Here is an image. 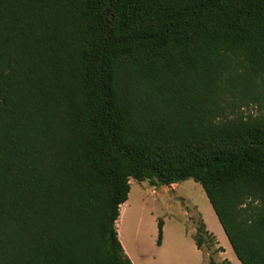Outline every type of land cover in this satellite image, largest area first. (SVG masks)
<instances>
[{"label":"trees","instance_id":"obj_1","mask_svg":"<svg viewBox=\"0 0 264 264\" xmlns=\"http://www.w3.org/2000/svg\"><path fill=\"white\" fill-rule=\"evenodd\" d=\"M190 178L264 264V0H0V264H134L132 179Z\"/></svg>","mask_w":264,"mask_h":264},{"label":"rangeland","instance_id":"obj_2","mask_svg":"<svg viewBox=\"0 0 264 264\" xmlns=\"http://www.w3.org/2000/svg\"><path fill=\"white\" fill-rule=\"evenodd\" d=\"M131 182L129 199L121 208L123 214L129 210L125 219L129 229L126 238L147 264H228V261L243 264L201 183L192 178L158 186L149 180L132 179ZM160 219L163 220V230L165 225L167 238L163 249L158 244ZM203 224L211 233L200 229ZM213 233L222 241H218ZM198 234L204 237L200 251L195 239Z\"/></svg>","mask_w":264,"mask_h":264},{"label":"crops","instance_id":"obj_3","mask_svg":"<svg viewBox=\"0 0 264 264\" xmlns=\"http://www.w3.org/2000/svg\"><path fill=\"white\" fill-rule=\"evenodd\" d=\"M123 205H124V203L121 205V208L123 207ZM128 213H129L128 209L126 210L125 214L122 213V209H121V214L119 216V219L117 220V228H118L120 240H121V242L125 248V251L130 256V258L132 259L134 264H147L144 261L143 257L141 256V253L139 251H137L136 249H134L130 245V239L126 238V234H128L129 229H128V227H126L125 219L128 217ZM139 221L140 222L142 221V217H140ZM120 226L122 227V230H121ZM137 232H139L138 229H137ZM208 232L211 233L210 231H208ZM213 235L217 237L218 241H222L218 235H215L214 233H213ZM186 236L188 237V234H186ZM166 239H167L166 238V229H165V225H164V235H163L162 243L159 244L160 249H163L165 242H166ZM221 244L223 245L224 248H226V250H228V247H226L227 245L223 244V242ZM197 250L200 251L201 249L197 246Z\"/></svg>","mask_w":264,"mask_h":264}]
</instances>
